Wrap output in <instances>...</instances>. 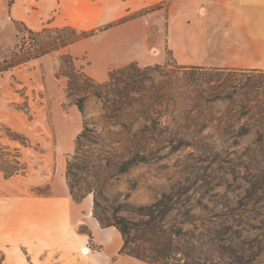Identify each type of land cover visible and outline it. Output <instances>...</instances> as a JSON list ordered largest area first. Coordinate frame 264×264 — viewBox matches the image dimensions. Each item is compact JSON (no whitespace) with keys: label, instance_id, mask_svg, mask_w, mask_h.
<instances>
[{"label":"rangeland","instance_id":"374dc122","mask_svg":"<svg viewBox=\"0 0 264 264\" xmlns=\"http://www.w3.org/2000/svg\"><path fill=\"white\" fill-rule=\"evenodd\" d=\"M9 2L0 3V64L25 34ZM59 3L56 12L67 2ZM30 4L36 25L24 24L41 31L39 4ZM138 4L109 25L76 28L101 32L83 41L81 51L69 50L87 72L137 66V82L130 88L121 84V98L110 97L119 104L114 112L94 97L83 114L77 109L60 75L59 54L0 76V169H21L45 182L60 153L71 167L67 180L76 185V195L97 199L95 212L108 224L116 218L137 224L164 220L133 232L129 249L143 258L175 251L184 254L182 264H264V89L237 93L233 88L251 71L214 69L202 79L192 77L199 78L190 101L194 108L187 98L156 100L161 84L186 76L177 75L181 65L167 43L169 0ZM109 74L98 82H108ZM62 144L68 145L63 153ZM131 160L138 163L123 173L122 165ZM164 195L170 199L151 209Z\"/></svg>","mask_w":264,"mask_h":264},{"label":"crops","instance_id":"0c3cea01","mask_svg":"<svg viewBox=\"0 0 264 264\" xmlns=\"http://www.w3.org/2000/svg\"><path fill=\"white\" fill-rule=\"evenodd\" d=\"M17 1L11 16L35 26L29 14L31 0ZM59 2L67 3L56 12ZM140 2L37 0V20L44 19L40 30L56 27L61 19L64 25L88 30L122 19L138 10ZM167 17V43L180 65L264 72V0H169ZM82 42L67 51H81ZM92 69L84 70L96 81L107 79V69ZM67 148V144L58 147L62 153ZM58 155L45 182L34 180L30 173L7 178L0 169V264H149L122 252L119 230L102 226L94 216L93 196L74 200L67 161ZM44 187L49 193L39 192Z\"/></svg>","mask_w":264,"mask_h":264},{"label":"trees","instance_id":"16d2710c","mask_svg":"<svg viewBox=\"0 0 264 264\" xmlns=\"http://www.w3.org/2000/svg\"><path fill=\"white\" fill-rule=\"evenodd\" d=\"M2 0H0L1 2ZM16 0H10L9 2V8L12 9L13 5L15 4ZM23 29L25 30V34L23 36L22 45H18L15 47L14 51L11 53L9 57H6L3 60V63L0 64V76H3L5 73H8L16 68H20L24 65H27L28 63L35 61V60H41L47 56H53L54 54H59V60L61 63L60 66V75L68 80V87H67V93L69 98L73 99L74 105L77 107V109L83 114L85 111V104L88 98L94 97L97 98L100 101H105L111 106H108V110L114 112L117 108L118 102L117 100H110V97L119 99L121 98L118 93L121 94V90H119L121 84H124L126 88H130L137 82L135 79L140 76H136V74H139L140 71L138 70L137 66L131 64L126 68L114 70L109 74V81L106 83H99L95 79H93L90 75L86 73L84 68L79 67L77 65L78 59L72 56L67 50L84 40H88L90 38L95 37L98 35V33L101 32H80L75 27L67 25L64 27H46L42 29L41 31H33L29 29L24 23L20 24ZM150 71V69H148ZM179 74L185 75L186 80L183 78H179L177 82H164L156 89V100L163 99L167 96H171L176 99L186 100V98L189 100L187 102L190 108H194L192 105L193 101L191 100L192 94L195 93L198 79H193L192 77L199 76L201 79L206 73H214L212 69H207L203 67H196V66H180L178 68ZM210 71V72H208ZM218 73V72H215ZM252 74L260 73L259 77L253 76L252 74L250 76H247L244 81H240V83L233 88L234 91H237V93H241L248 95L250 93L252 94H258L264 89V72L252 70ZM176 74V73H175ZM59 75V76H60ZM220 75H217V77L213 78L212 82L216 78H218ZM191 80H195L196 82H192ZM217 82H221L220 79L216 80ZM196 83V84H195ZM125 88V90H126ZM158 97V98H157ZM232 99V98H228ZM194 103V101H193ZM123 109V108H122ZM86 131L88 130V127L85 128ZM85 137L84 134L80 137ZM17 140L16 138H14ZM79 139V140H80ZM138 163L136 160H131L128 162H125L122 165L121 171L123 173L127 172L132 166L136 165ZM2 172L6 174L5 176L7 178H11L15 175L20 174L21 169H15L13 171H6L3 168H1ZM67 178H71V167L69 166L67 169ZM71 195L73 196L74 200L77 202H81L84 198H86L89 195H86L84 197L79 198L76 193V185L73 182L68 183ZM90 194V193H89ZM169 195H164L163 199L160 200L158 203H156L154 206H152L151 209L156 208L158 206H161L165 200H169ZM99 206L97 199L94 198V216L97 218V220L100 222V224L104 227H116L119 232L122 234V237L124 239V247L122 249V252L128 254L129 256H132L136 259L142 260L144 262H147L149 264H182V262H186V259L183 258V253L175 252L173 251L172 254H158V257H154L152 259L149 258H143L138 253L131 251L129 249V245L132 242L131 236L133 235V232L135 231H147L150 230L151 227H153V223H162L164 220H159V222H156L155 219L151 220L147 223L137 224V223H131L125 218L118 219L116 218L114 222L107 223L103 218L97 216V213L95 212L97 207ZM150 242V241H149ZM158 246H161L159 244ZM164 251V250H163ZM166 251V250H165ZM168 252V250H167ZM183 254V255H182Z\"/></svg>","mask_w":264,"mask_h":264}]
</instances>
